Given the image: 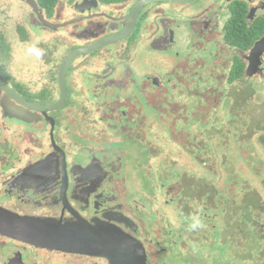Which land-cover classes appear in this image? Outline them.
I'll return each instance as SVG.
<instances>
[{
    "label": "flooded vegetation",
    "instance_id": "1",
    "mask_svg": "<svg viewBox=\"0 0 264 264\" xmlns=\"http://www.w3.org/2000/svg\"><path fill=\"white\" fill-rule=\"evenodd\" d=\"M263 85L264 0H0V264H229V231L220 262L187 247L229 222V195L169 168L239 148L220 119ZM238 197L260 241L261 200ZM96 234L109 257L78 250Z\"/></svg>",
    "mask_w": 264,
    "mask_h": 264
},
{
    "label": "rangeland",
    "instance_id": "2",
    "mask_svg": "<svg viewBox=\"0 0 264 264\" xmlns=\"http://www.w3.org/2000/svg\"><path fill=\"white\" fill-rule=\"evenodd\" d=\"M264 89V85L262 86ZM264 91V90H263ZM248 114L244 120L238 119V121L226 120L221 118L220 123L224 126L225 131L228 130V125L239 135L238 147L231 149L225 154H219L215 152V161L212 168L202 166L199 161L194 159L191 155H187L191 162L196 164L195 168L186 167L177 157L171 158L173 160L172 167L169 168L170 177L174 180V176L171 175L172 171L181 170L182 173L192 174V176L209 177L213 181L214 192L228 194L230 198V212H228L229 222L227 219L218 217L217 225L218 230H211L210 227L204 231L205 236L203 239L195 238L194 240L187 239V247H203L204 254H208V258H218L220 262V250H210V247H219V243H224V236L226 231H229V264H264V230L263 236L260 241L255 240L254 232L248 233L253 230L252 223H246L242 232L236 230L240 223V212H235L238 208H232L235 204L241 205L238 195H255V199L261 200L258 204H261L260 210L262 213L255 214L258 216V221L264 223V144L259 141L261 137V130L264 131V94H261L260 101L255 107H250ZM218 115V114H217ZM215 115L214 117H217ZM254 118V120H251ZM216 124V121H214ZM238 124V125H237ZM221 130V128H220ZM216 130L212 131L214 133ZM230 137V136H228ZM205 140V137L201 138ZM212 140L215 146H222L223 142L219 141V136L214 133ZM228 141V139H227ZM231 140L229 145L231 144ZM238 149V150H235ZM234 150V151H233ZM242 151V152H241ZM204 156V155H203ZM204 160V159H203ZM183 162H190L188 158L183 159ZM227 180V182H226ZM199 181V179H197ZM182 183V181H181ZM172 185V184H171ZM183 185V183H182ZM186 188L190 189L191 186L188 183ZM183 185V192L186 191ZM246 202V204H250ZM243 207V206H242ZM251 213L255 208L250 209ZM263 225V224H262ZM206 241V242H205ZM249 243H254L255 248H251ZM208 244V246H207ZM182 248L185 246L182 245ZM188 251L184 249V252Z\"/></svg>",
    "mask_w": 264,
    "mask_h": 264
},
{
    "label": "water",
    "instance_id": "3",
    "mask_svg": "<svg viewBox=\"0 0 264 264\" xmlns=\"http://www.w3.org/2000/svg\"><path fill=\"white\" fill-rule=\"evenodd\" d=\"M134 24H135V21H133L131 24H127L124 27V29L120 32V34L118 36L121 37V38L127 36L130 33V31L133 29ZM112 40L113 39H111L109 41H106V42H110ZM96 46L97 45H92V46H90L88 48H85V49L75 50V51H73V52H71L70 54L67 55V57L63 61L62 65H61V68H60V72H61L60 78H62V81H61V92L63 94L65 93V89H66L65 82H64V73L67 70V67L69 66L71 60L75 56H77L78 54H82V53H85V52H88V51H91V50L95 49ZM59 105H60V103H58L57 105L53 106V108H55L56 106H59ZM47 108H49V106ZM62 236L63 235H60V236H58L57 239H53L52 240V243L53 244L54 243H56V244H58V243L59 244H64L65 243V239H63ZM64 237L66 238V235L65 234H64ZM67 240H69V239H67ZM96 241H97V243L96 244H93V246L90 249L92 251H88L87 250L88 248H79L78 250H80V253L92 254V255H95V256L96 255H100V256H107V257H109L106 254L108 252H110L111 249L109 250V247L111 245L108 242H106L104 240V238L101 237L98 234H96ZM104 252H106V253H104Z\"/></svg>",
    "mask_w": 264,
    "mask_h": 264
},
{
    "label": "trees",
    "instance_id": "4",
    "mask_svg": "<svg viewBox=\"0 0 264 264\" xmlns=\"http://www.w3.org/2000/svg\"><path fill=\"white\" fill-rule=\"evenodd\" d=\"M45 2H49V0H45ZM260 134H261V137L259 138V141L262 143V144H264V131H263V129L261 130V132H260ZM262 206L260 205V208H261ZM240 209H248V207H241Z\"/></svg>",
    "mask_w": 264,
    "mask_h": 264
}]
</instances>
